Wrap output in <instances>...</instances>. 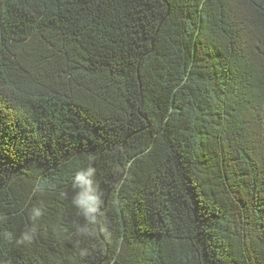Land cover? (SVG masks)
<instances>
[{
  "label": "trees",
  "instance_id": "16d2710c",
  "mask_svg": "<svg viewBox=\"0 0 264 264\" xmlns=\"http://www.w3.org/2000/svg\"><path fill=\"white\" fill-rule=\"evenodd\" d=\"M0 218V264H264V0H0Z\"/></svg>",
  "mask_w": 264,
  "mask_h": 264
},
{
  "label": "clouds",
  "instance_id": "9594fccd",
  "mask_svg": "<svg viewBox=\"0 0 264 264\" xmlns=\"http://www.w3.org/2000/svg\"><path fill=\"white\" fill-rule=\"evenodd\" d=\"M96 170L89 166L82 168L75 172L72 177V184L74 189H77L73 196L72 203L79 210V214L84 217L85 224L78 226L77 232L82 236L93 235V229L89 225H95L98 219V215L101 211V205L103 203L101 194L98 190L96 183ZM42 208L34 207L31 212V218L33 220L41 217ZM2 219V218H0ZM34 235V229L25 233L20 242L28 241L31 242ZM80 256H87V249H79Z\"/></svg>",
  "mask_w": 264,
  "mask_h": 264
}]
</instances>
